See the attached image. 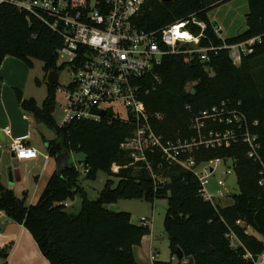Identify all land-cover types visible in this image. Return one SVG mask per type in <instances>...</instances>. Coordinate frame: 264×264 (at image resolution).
Wrapping results in <instances>:
<instances>
[{
	"label": "trees",
	"instance_id": "1",
	"mask_svg": "<svg viewBox=\"0 0 264 264\" xmlns=\"http://www.w3.org/2000/svg\"><path fill=\"white\" fill-rule=\"evenodd\" d=\"M229 1L147 0L135 21L140 29L158 30L196 14L207 24L202 47H222L259 36L262 44L243 57L238 66L227 50L211 54L208 67L197 57L190 60L185 55L167 56L153 74L143 79L141 100L148 112L163 117L154 128L167 138L189 136V121L201 110L223 101L240 104L250 120L259 122L255 132L264 162V0H247L246 31L223 40L207 20L206 12ZM62 44L61 36L41 22L28 19L14 7H0V68L7 57H13L28 64L31 59L40 60L49 74L60 73L64 65H57V52ZM56 87L48 84L41 106L14 89L21 108L54 131L55 138L48 141V157L55 160L65 151L69 155L83 153L87 179L94 180L100 171L109 177L112 163L128 161L120 143L132 135L133 126L118 119L56 126ZM205 155L235 159L240 194L233 196L231 206L215 207L204 200L197 178L180 167H164L161 171L155 168L168 180L164 184L155 183L147 170L122 169L116 187L107 180L100 198L89 201L78 183V172L69 165L63 177L56 170L52 173L38 201L30 206L0 182V212L30 233L49 264H140L134 248L142 245L149 234L148 226L134 225L129 213L111 212L109 207L119 200L154 204L166 198L164 227L172 258L181 250L184 259H193L194 264H254L246 256L250 254L256 260L263 255L264 241L247 230L252 228L264 238V189L258 184L261 167L246 157L243 145ZM78 195L82 197L79 213H68L64 204ZM232 234L240 243L236 248L231 244ZM7 249L0 251L2 264H8ZM154 264L172 263L155 260Z\"/></svg>",
	"mask_w": 264,
	"mask_h": 264
},
{
	"label": "built area",
	"instance_id": "2",
	"mask_svg": "<svg viewBox=\"0 0 264 264\" xmlns=\"http://www.w3.org/2000/svg\"><path fill=\"white\" fill-rule=\"evenodd\" d=\"M147 0H0L1 6H11L35 19L63 40L58 49V62L70 70L71 83L60 89L65 94L62 126L72 123H101L118 119L133 126V132L120 143L127 162L115 163L113 172L134 168V171H149L155 183L164 184L155 168L180 167L193 174L200 183L201 195L215 207L229 195L225 190L229 172L224 173L217 184L223 190L214 195L207 190L210 179L216 175L222 161L231 158H207L206 152L223 151L243 145L246 157L261 167L259 186L264 189V162L260 155L259 136L255 132L259 122L252 121L240 109V104L223 101L218 105L195 113L189 121L190 135L167 138L154 128L162 116L146 110L141 100L143 79L154 73L165 57L185 55L190 60L196 57L202 63H210L211 54L229 51L234 65H240L243 57L251 54L262 44V37H253L236 44L222 47L200 45L206 37L207 24L196 14L158 30L146 31L135 23ZM195 29H199L197 34ZM219 30L215 33L219 35ZM60 65V66H61ZM127 113L122 118L117 107ZM109 110L114 117L109 118ZM11 138L10 126L3 129ZM30 135L22 140H13L10 149L16 162L37 160L40 152L28 144ZM46 164L48 156L45 157ZM46 167V166H45ZM86 174L88 171L85 169ZM68 206V202L64 204ZM141 223L148 226V220ZM241 225V222H237ZM235 236L232 234L231 238ZM158 255L153 252L151 261ZM254 264H264V254Z\"/></svg>",
	"mask_w": 264,
	"mask_h": 264
},
{
	"label": "rangeland",
	"instance_id": "3",
	"mask_svg": "<svg viewBox=\"0 0 264 264\" xmlns=\"http://www.w3.org/2000/svg\"><path fill=\"white\" fill-rule=\"evenodd\" d=\"M248 12V1L247 0H231L227 3L221 4L217 7L211 8L206 12L207 20L210 23H217L221 28L223 40L235 38L242 35L246 31V14ZM21 64L17 69L16 89L23 92V96L26 100L34 99L39 105L45 100L48 92V76L49 73L45 69V64L37 59H31V64L20 62ZM61 65V61L57 63ZM212 75V71H209ZM71 83L70 70L68 67L61 69L59 73L58 87L54 90L55 96V111L53 114L54 122L56 126L61 127L64 119L63 109L66 105L65 94L60 89L67 88ZM15 92V91H14ZM17 99V98H16ZM10 115H14L13 108L8 106ZM117 111L122 118H126L127 113L122 106L117 107ZM26 114L30 117L35 118L32 114ZM37 122V121H36ZM42 129L48 136V138H54L55 133L50 130L44 124ZM31 134L34 136L30 143L35 147L41 154L48 155V141H44L37 131L32 130ZM85 156L83 153H71L69 155V165L74 167L78 172V183L83 191L84 197L89 201H96L100 198L101 193L105 190L107 180L113 183V187H116L119 182V173L113 172L112 168L115 164L112 163L110 167V176L102 171L98 172L96 178L87 179V174L83 165ZM46 166V167H45ZM55 168V169H54ZM56 170V162L54 159L51 160L49 166L45 163L43 157H40L34 161H24L19 163L15 167L13 159L10 165L2 172L3 182L9 186V190L13 191L16 197L19 199H25V205L30 206L35 204L51 174ZM21 178L17 182L15 172ZM229 172V178L225 185V190H228L229 195L221 199L219 204L221 207L231 206L233 204V196L240 194L239 179L234 170V162L232 160L222 161L217 169L216 175L210 179L207 190L217 195L223 188L219 187L217 182L226 173ZM39 176V181L36 177ZM1 182V178H0ZM2 183V182H1ZM66 211L68 213L77 214L79 213L82 205V197L76 196L74 200H69ZM119 211L127 212L131 215V221L134 225L143 226L141 220L143 218L148 220L149 234L144 240L141 247V254L145 259L150 261V256L153 252L158 255L157 261L170 262L172 264H187L188 260L179 262L175 257L172 258L171 250L169 247V241L165 233L164 219L167 212V199H159L154 204H150L143 200H119L116 204ZM242 225V224H241ZM244 226V225H243ZM247 233L253 235L258 240L264 238L256 233L252 228H248ZM231 244L233 248L239 246V241L236 237L231 238ZM10 253V245H7L5 249ZM8 263V259H7ZM9 264V263H8ZM13 264V263H11Z\"/></svg>",
	"mask_w": 264,
	"mask_h": 264
},
{
	"label": "crops",
	"instance_id": "4",
	"mask_svg": "<svg viewBox=\"0 0 264 264\" xmlns=\"http://www.w3.org/2000/svg\"><path fill=\"white\" fill-rule=\"evenodd\" d=\"M20 62L22 61L19 59L7 57L0 68V174H2L8 165H10L12 159L15 167H17L19 163H22L16 162L13 158V154L10 149V145L13 140H22L30 135V139L27 142L30 146H32L30 140L34 137L31 134L34 129H37L44 141H50L55 138V136L52 139L48 138L42 129L43 124L34 121L33 117L28 116L16 99L14 89L18 88L15 83L17 69L21 64ZM37 104L38 106L42 105H39V103ZM8 106L13 108L14 115H10ZM8 126L12 129L11 138L3 133V129ZM46 156L48 155L41 154L40 157H43L45 160ZM51 160L52 159L48 157L47 167L49 166ZM0 178L2 182L1 184L4 187L9 188L7 182H3L2 175H0ZM17 178H20L18 173H16V180ZM20 180H17V182ZM36 180L39 181V176L36 177ZM146 238L147 236L144 237L142 244ZM259 240L262 241V239ZM7 245H10V253H8L9 264H49L47 259L42 255L37 243L34 241L30 233L23 226L10 220L4 212H0V251L5 249ZM141 247L142 245L134 248V254L137 261L140 264H154L153 261H148L143 257L141 254ZM2 263H4V261L0 258V264Z\"/></svg>",
	"mask_w": 264,
	"mask_h": 264
},
{
	"label": "water",
	"instance_id": "5",
	"mask_svg": "<svg viewBox=\"0 0 264 264\" xmlns=\"http://www.w3.org/2000/svg\"><path fill=\"white\" fill-rule=\"evenodd\" d=\"M214 29L219 30L220 27L217 25V23L212 24ZM219 35H222V31L219 32ZM205 66L208 67L209 63H205ZM59 82V73L57 72H51L48 76V84L51 86H57ZM104 116L107 115L109 118L114 117V112L112 110H109L107 113L103 112L102 113ZM14 158V155H13ZM69 152L65 151L62 154L58 155L55 159L56 162V172L59 177H63V173L66 169L69 168ZM18 172H15V174ZM17 180H20V178H17ZM109 210L111 212H118L119 209L116 205H111L109 207ZM175 258L179 261L182 262L184 260V254L182 253L181 250H178ZM252 264V262H250ZM187 264H194L193 259H190Z\"/></svg>",
	"mask_w": 264,
	"mask_h": 264
}]
</instances>
